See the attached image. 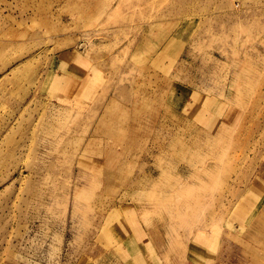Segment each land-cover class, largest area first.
I'll return each mask as SVG.
<instances>
[{"label": "rangeland", "instance_id": "rangeland-1", "mask_svg": "<svg viewBox=\"0 0 264 264\" xmlns=\"http://www.w3.org/2000/svg\"><path fill=\"white\" fill-rule=\"evenodd\" d=\"M205 100L197 119L187 104ZM223 123L229 146L208 154L201 137L194 167L196 129ZM87 139L102 171L83 170L75 189ZM207 164L208 178L191 174ZM111 198L121 209L105 223ZM230 213L236 264H264V238L244 226L264 222V0H0V264H96L103 225L96 241L112 256L121 244L142 264H189L191 236ZM162 221L172 240L149 249Z\"/></svg>", "mask_w": 264, "mask_h": 264}, {"label": "bare ground", "instance_id": "bare-ground-1", "mask_svg": "<svg viewBox=\"0 0 264 264\" xmlns=\"http://www.w3.org/2000/svg\"><path fill=\"white\" fill-rule=\"evenodd\" d=\"M153 26H155V25L150 26L149 30ZM163 100H164V103L162 102V100L160 101L158 99H155V101H157L159 103L158 105H160V107L162 109H163V107L166 108V105L169 102L168 99H164L163 98ZM205 101H206V103H203L202 101H197L199 103V105L196 108L193 107V106H195V104H198V103H194V105L187 104L189 106L188 107L189 110L190 111L192 110L193 115L197 119L200 116V115L199 116L197 115V114H199L198 112L200 110V107H204L205 104L209 105V103H210L207 100H205ZM166 110L169 113H172L171 112L172 110L168 106H167ZM176 119L177 120H181L180 116H178ZM226 126H227V124H224V123L221 124V125H218V127L214 126V127H212V129L210 131V134L208 135V134H205L204 130H202L200 128H197L194 124H191L192 128H194V129L197 128L196 131H195L196 138L195 139L192 138L193 140H190V142H189V144H190L189 147L191 149V152L189 154L190 157L186 158V159L192 161L193 164L201 159L199 157L198 153L204 152L207 149V147H208V146L205 147V146L201 145V143L198 140L201 137H204V139H206L212 145H215V149L212 148L213 146H209L210 148H212V150L206 151V152H208V154H209V152H212L210 154H213V151L221 152V151H223L224 148L228 147L229 146L228 141L230 139V136H231L230 134L231 133H230L229 127H226ZM232 140H233L232 141V147L238 148L240 146L241 139L239 137L234 136V138H232ZM86 145L87 146L84 149H82V150H80L79 147H78V149L75 150L77 155H78V158H79V159H76V161H75V165H77V168H73V170H72V172H73L72 178H74V188L75 189L79 188V185L82 183L80 175L82 174L83 170L86 172V177H87L88 174L89 175H94L96 173V171H99V172L102 171V169L96 168V164L94 163L93 159H91L90 157H86L87 159L85 158V153L86 154L88 152L90 153L91 150H94L97 153L96 148H94L96 146V139H87V144ZM218 147H220V148L217 150ZM179 159L181 160V159H184V158H182L180 156ZM195 166H196V164H194V167ZM199 167L200 166H198L197 169H191V174L194 175V176H203V177L208 178V173L210 171L209 165L207 164V166H205V167L203 165H201L202 169L199 168ZM75 169H78V170H75ZM114 172H118V171L115 170ZM182 185H184V184H182ZM83 186H86V182H83ZM255 187H257V186H255ZM143 195H144L143 192L138 194V200H139V198L141 199V197ZM77 199H78V197H76V199H75L76 200L75 201V208H76L77 212H79V210L77 208V203H78ZM198 199L201 200L200 198H198ZM116 200H117L116 198H111V199L107 200L109 205L111 206V209L101 219V221H105V223L106 222L107 223H109V222L112 223V222H114L117 219L116 218V216L118 214L117 211H118V209H121V206L117 205ZM138 200H137V202H138ZM222 207H225V204H223ZM230 210H231V208H230ZM105 211H106V208H104L102 210L103 213H105ZM230 214H231L232 219H228L226 225H225L226 222H224L222 224V227H220V228L216 227L215 229L211 230L208 233L205 230H202L198 234H195V236H191L192 238L194 237V239H191L192 242L190 241L191 244L189 243L190 245L187 248L191 252L190 253L191 259L189 260V264H193V263L201 264L203 260H204V263H205L206 259H208L209 264H211V260L209 258V254L210 253H214L217 250L218 245L220 246V244L226 243L227 241L229 242V244L227 245L228 248L226 250V256L229 255V259L227 260L226 263H225V259H221L219 264H236L237 261H241V257L236 251V249L238 250L239 248H241V244H238L239 238L237 236L238 235V228H240L239 227L240 220L238 219V216H237L236 213H230ZM221 217H224V216L221 215ZM253 217H254V215L250 216V221L249 222L246 219L244 226L246 228L247 227L251 228L247 238L249 240H251V241H255V240L258 241L260 239V237L264 238V222H260V220L259 221H253L254 220ZM101 221L99 222V224L101 223ZM170 222L162 221V222H158L157 225H151L149 227V228H151L149 230V232H146V235L147 234L150 235L147 238V241L145 242L146 236L144 237V239H142L143 242L145 243L144 245H146L148 248H149V246H155V247H159L160 248L162 245H166L169 242V240H172L171 239L172 237H169V239H168V237L166 238V234L164 233V229H167L166 225L168 223H170V225L172 226L173 222L172 221H170ZM103 228H104V225L101 228V233H99V232L96 233V235L99 234L97 236V238H95L98 242H99V240L103 239V238L100 239V235L101 234H102L101 237H103L104 235L106 236V234H105L106 231H104ZM168 229H167V231H168ZM122 231H123V233H121V235L124 234V230H122ZM169 231H170V229H169ZM227 232H229V233H227ZM169 233H171V232H169ZM137 234H139V233H136V235ZM114 237H118V236L114 235ZM138 237H139V235H138ZM141 238H142V236H141ZM188 239L190 240V238H188ZM96 240L93 243V246L95 248V251L98 249L97 250V257L95 256L94 258H92L93 259L92 261L95 260L96 264H142L141 261L143 259L142 258L143 257V253L141 251L134 250L132 252L130 250H127V249L123 248L122 245L119 244L118 245L119 248L116 250L115 256H112L109 253H107V251L110 249L111 246H105L106 244H103V242H102V245L106 247V248H104ZM242 246H243V244H242ZM144 248H146V247H143V250H144ZM102 249H104V250H102ZM243 250L251 252L253 255H255L258 258H260V256H261V255L258 254L257 251L254 252L250 246H243ZM234 251H236V252L233 254ZM222 257H224V255ZM242 264H253V263H251L250 261H247V260H243Z\"/></svg>", "mask_w": 264, "mask_h": 264}, {"label": "crops", "instance_id": "crops-1", "mask_svg": "<svg viewBox=\"0 0 264 264\" xmlns=\"http://www.w3.org/2000/svg\"><path fill=\"white\" fill-rule=\"evenodd\" d=\"M62 63H63V61L60 62V64H62ZM73 73H75V72H73ZM77 77H79V76H77ZM70 79H72V78H70ZM78 79L81 80L82 77H81V78H78ZM84 80H85V84L92 85L91 82H89L88 79L85 78ZM79 83H80V81H79ZM82 83H84V82L82 81ZM85 87H86V86H84V87L80 86L79 89H80V88H83V90H89V89H91V88H90L91 86H90V87H86V88H85ZM81 90H82V89H81ZM89 92H90V91H89Z\"/></svg>", "mask_w": 264, "mask_h": 264}]
</instances>
